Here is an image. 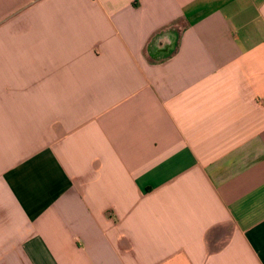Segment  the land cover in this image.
I'll return each instance as SVG.
<instances>
[{"label": "crops", "instance_id": "0c3cea01", "mask_svg": "<svg viewBox=\"0 0 264 264\" xmlns=\"http://www.w3.org/2000/svg\"><path fill=\"white\" fill-rule=\"evenodd\" d=\"M0 264H264V0H0Z\"/></svg>", "mask_w": 264, "mask_h": 264}]
</instances>
